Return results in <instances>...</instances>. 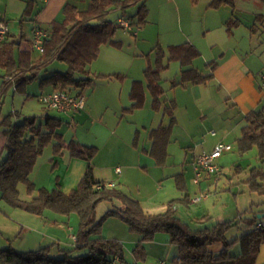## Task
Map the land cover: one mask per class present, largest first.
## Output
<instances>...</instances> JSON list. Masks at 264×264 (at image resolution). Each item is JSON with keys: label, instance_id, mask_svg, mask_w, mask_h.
<instances>
[{"label": "rangeland", "instance_id": "1", "mask_svg": "<svg viewBox=\"0 0 264 264\" xmlns=\"http://www.w3.org/2000/svg\"><path fill=\"white\" fill-rule=\"evenodd\" d=\"M209 1L199 0V3L193 4L190 0L198 7L181 12L170 9L165 0L143 1L130 6L126 11L113 10L108 15V20L119 27L112 39L120 41L121 48H116L111 43L103 46L100 56L91 66V84L83 88L71 86L68 88L74 93L81 92L86 98L87 106L82 111L61 113L48 108L41 101V98L55 91L53 83L47 82L46 78L57 73H66L65 63L56 60L41 70L34 71L37 77L28 81L18 92L14 91V87L5 86L2 77L6 70L4 72L0 70L1 115L16 113L20 120L34 119L44 130H47L48 117L60 119L55 131L62 135L66 145L71 141H77L82 145L99 149L91 162L96 179L105 181L107 185L112 184L114 188L109 187L110 190L122 192L128 198L139 201L144 210L151 214L164 213L170 201L182 198L184 193L176 188L174 176L185 174L188 192L192 194L191 204H178L176 209L178 217L193 231L212 228L219 222L229 220L242 222L245 218L264 215V194L252 191L247 183L253 168L264 169V157L259 155L256 147L248 153L241 154L237 145L233 143L232 151L224 154L222 175L218 177V183H215V178L207 183L202 177L200 179L202 188L196 184V173L193 171L194 159L200 150L196 152L197 142L192 144L191 139L181 131L176 134L179 140L175 141V135L173 136L174 142L172 140L173 143L169 147L170 157L165 166H157L153 157L146 152L151 146L150 131L161 123L167 125L169 122V119L163 116L164 106L155 108L153 95L146 87L144 71L149 66H156L157 48L154 50V47L161 43L168 53L169 45L185 43L183 31L189 33L190 27L202 20L201 15ZM142 5L150 10L148 16L150 24L141 31L143 33H139V28H134L133 33L122 29L118 23L119 17L135 19ZM235 16L239 17L237 14ZM136 33L140 35L137 36ZM38 54L35 52L33 55L37 57ZM169 62L167 57L166 65ZM179 64L171 61L170 67L162 71L161 85L165 90L170 88V80L180 73ZM195 65L203 67L201 59ZM31 73L29 72V76ZM114 73H121L124 77L109 76ZM135 81L145 83L146 100L143 106L129 113L124 109L132 105L130 92ZM171 97H174V91L169 90L163 96L162 102L170 101ZM180 120L185 123L182 118ZM56 143V139L53 138L45 147L37 159L30 179L37 189L51 190L60 185L63 192L70 193L78 186V179L87 163L72 158L66 146L60 154L54 153ZM238 166L242 167L240 171L237 169ZM118 168L121 170L120 173H117ZM19 190L22 200L30 201L37 195L35 192L31 196L23 183L19 185ZM202 195H207V198L201 199L199 203H193V199ZM122 205L123 202L119 198L104 201L99 204L92 219L99 221L108 210H116ZM0 212L13 223L28 225V228L25 227L12 242L5 241L0 235V250L13 248L19 253L33 251L37 249L36 241L39 237L53 233L63 239L61 246L66 250L75 248L70 236L77 234L79 230L80 220L77 214L70 215V222L65 223L63 230L60 231L54 227L53 221L45 225L34 219L38 218L36 215L8 205L1 199V193ZM55 213L47 209L43 215L51 219L53 218L51 214ZM61 216L63 215H60V218ZM258 220L264 221V218ZM69 227L75 228V232L70 231ZM241 234L239 229L234 228L229 232L228 240ZM49 243L53 244L52 241ZM55 244L59 243L56 241ZM84 253L86 252H82ZM126 254L130 256L129 253ZM171 257L172 254L169 258ZM126 261L130 263L128 259Z\"/></svg>", "mask_w": 264, "mask_h": 264}, {"label": "trees", "instance_id": "2", "mask_svg": "<svg viewBox=\"0 0 264 264\" xmlns=\"http://www.w3.org/2000/svg\"><path fill=\"white\" fill-rule=\"evenodd\" d=\"M143 1L91 0L88 10L84 12L67 5L63 9V20L53 22L50 32L43 29L48 37L45 39L44 51L39 60L30 59L32 45L29 49L23 50L20 58L16 59L15 42L5 41L0 44V69H5L10 75H17L15 84L17 90H20L28 81L37 77L34 71L41 70L58 60L67 65L66 73H58L47 78V81H52L54 86L66 91L69 90V86L77 88L88 86L92 82L90 67L99 57L101 47L108 43L118 45L111 38L119 27L108 20V15L115 9L126 11L130 6ZM191 1L193 4L199 3V0ZM236 3L237 0H212L209 7L213 9L229 7L235 10ZM30 4L32 5L31 1ZM147 17L148 9L142 5L137 17L130 20L133 26L140 28L147 24ZM198 56L199 51L190 43L169 47L168 53L162 46L157 47L156 66L144 72L155 108L161 107L160 97L164 91L160 87V81L162 71L167 68L166 58L168 57L169 61L178 60L181 65L189 66ZM29 72H33L31 76ZM211 77L212 75L204 76L196 69L183 70L180 79L174 80L172 85L177 87L190 83L204 84ZM141 90L140 83H135L131 93L134 103L125 111L132 113L143 104L144 95ZM176 108L174 101L165 107L163 112L170 118L169 125H160L150 133L152 146L149 154L159 166H165L169 157L168 147L177 124ZM15 117L16 114L13 113L6 116L0 113L1 199L14 208L24 209L38 216H42L47 209L65 216L77 214L80 223L76 247L62 250V258L54 259L50 256L51 246L24 253L8 248L0 250V264H116V256L121 260L124 258L123 244L101 236L104 222L110 217L121 219L129 226L131 232L143 237L142 242L134 249L137 260L146 258V243L154 241L156 234L165 233L170 236L171 243L178 247V264H255L264 244V224L256 226L258 222L256 215L243 219L242 223L245 224L247 231L232 242L227 239V234L241 224L237 220L219 222L212 228L193 231L177 216L176 211L178 204H190L191 200L187 193L184 174L175 176L177 188L185 193L184 197L170 201L164 213L149 214L138 201L128 198L122 192L110 190L106 182L96 179L91 162L98 154L97 147H88L71 141L67 146L71 157L90 163L77 188L70 194H64L57 189L52 191L46 188L37 189L30 175L38 157L53 138L57 140L54 153L60 154L65 147L62 136L55 131L59 120L48 117L47 130H44L34 119L26 118L19 121ZM245 121L242 136L237 140L239 152L248 153L256 147L259 155L264 157V107L261 111L248 115ZM21 183L27 186L31 196L37 192L30 201L21 199L19 190ZM247 183L252 191L264 194V169H252V175ZM115 198L123 202L122 207L107 211L99 221L92 219L100 203L113 201ZM217 242L224 246V250L218 254L209 249ZM236 243L241 246V253L238 256L230 254L231 247Z\"/></svg>", "mask_w": 264, "mask_h": 264}, {"label": "crops", "instance_id": "3", "mask_svg": "<svg viewBox=\"0 0 264 264\" xmlns=\"http://www.w3.org/2000/svg\"><path fill=\"white\" fill-rule=\"evenodd\" d=\"M30 1L32 2V5L30 4ZM211 1L212 0L209 1L204 13L201 15L202 20L199 23L192 25V27H190L191 29L189 33H185V31H183V34L185 35V43H190L191 45L196 47L199 51V56L195 58L189 66L181 65L180 61L178 60H172L180 63L179 65L181 71L175 78H172L170 80V88L168 90H165L161 85L162 76L160 81V87L164 91V93L160 97L161 107L163 108L164 106L165 108L167 106H170L172 101L176 102L177 106L175 110V118L177 120V124L173 129L169 147L172 145L174 140H179L176 136L178 131H181V133L186 135L188 139L190 138L192 144H194V142H197V144L200 143V145L196 144L195 147L196 152L198 150L200 151L194 159L193 168L199 156L204 153H211L219 143H224L231 146H233V143H235L237 145V140L242 136V128L246 123L245 118L252 113L261 111L264 107V97L261 89L262 81L264 79V0H237L235 10H232L229 7H221L219 9L210 8L209 6ZM90 3L91 0H0V20L7 22L9 25V35L6 41L15 42L16 59L17 57L18 59L20 58V55H22L21 52L23 50L29 49L30 45H32V37L35 29L41 28L50 32L53 22L63 20V9L65 8V6L71 5L77 8L78 11L84 12L88 10ZM165 4L168 5L170 9L173 8L177 12H181V10L188 11L193 9V7H198L194 6L190 2V0H165ZM149 13L150 10H148V16ZM235 14L239 15V17H236ZM148 19L149 17H147V24L139 28L140 34L143 33L141 31H143L150 24ZM231 22L233 23V25H231ZM139 33H137V36L140 35ZM112 41L116 42L118 45H111L116 48H121L122 43L120 41H116L114 39H112ZM185 43H180V45H183ZM180 45H169V47ZM158 46H161V43H158L154 47V50ZM35 52L39 53L37 57H34L33 55ZM41 56L42 53L36 51L34 48L30 53V59L32 61L39 60ZM200 59L203 67H198L195 65V63H197V61H200ZM170 62L167 65L165 63V66L167 67L166 69L170 67ZM150 67L151 66H149L148 68ZM188 69H196L204 76L212 75V77L204 84L190 83L186 86L174 87L172 85L173 81H178L181 77L182 71ZM0 70H3L4 72L5 69ZM115 75L118 78L124 77V75L121 73H114L113 75L109 74V76ZM16 76L17 75L13 74L10 75L6 71L4 72V76L2 77V79L4 80L3 83L7 88L14 87V91L18 92L19 90H17L15 84ZM47 82L53 83L49 80ZM135 83H140V87L142 89L141 91L144 95L143 104L141 105L143 106L145 104L147 91L145 90V83L141 81L133 82L130 92L132 105L134 102L131 98V93ZM146 87L151 94L148 88L147 80ZM54 88L55 91L61 90L56 85L54 86ZM169 90L174 91V97H171L170 101L164 100V102H162L163 96ZM68 92H70L71 94L81 93H74L69 90ZM125 110L126 109H124V111ZM163 116L164 118L167 117L169 119V122L167 124L169 125L170 118L168 116H165L164 112ZM17 117L18 116L16 115L15 118ZM181 118L185 121L186 124L180 120ZM58 120L60 122V119ZM19 121L22 120L19 119ZM160 125H164V123H161ZM173 136L175 137V139L173 138ZM65 146L67 147L68 144H65ZM150 149L146 152L149 153ZM229 152H226L224 154H227ZM224 154L221 158L218 159V161H216V163L220 167L223 164L222 160L224 159ZM85 162L87 163V166L84 169L83 174L81 173L82 175H80L78 179V185L90 165L89 162ZM240 168L242 167H237L238 170ZM193 171L195 172L194 169ZM203 177V179L207 183L211 182V179H213V177L210 176ZM214 181L215 183H218L219 180L216 181L215 178ZM175 184L177 188L176 180ZM193 184L195 183L193 182ZM200 184L198 185L202 188V185ZM186 188L187 193L190 195V198H192V194L188 192L187 181ZM56 189L63 192L62 189H60V185H58V187L54 189L48 190L52 191ZM72 191H70V193ZM63 193L70 194L65 192ZM184 195L185 193L183 194L182 198L184 197ZM51 215H53V218L51 219L45 217L44 215H36L38 218L34 219L40 220L42 223H45V225L53 221L54 227L59 228L60 231L63 230L62 227L65 225V223L70 222L69 216L63 215L64 217L61 216L62 218H60V215L62 214L58 212ZM5 217L6 216L2 215L0 212V235L4 237L5 241L12 242V240L16 236H18V234H21L24 231V228L28 225L13 223L11 222L12 220L10 221ZM261 218H264V215H260L259 217L257 216V220ZM260 224H264V221L258 220L256 226L258 227ZM244 226L245 224L242 223L235 227V229H239L243 234L245 231H247ZM68 229L75 232V228L69 227ZM77 234L70 236V240L74 244V247H76L77 243ZM241 235L236 236L229 241L232 242L235 239L240 238ZM101 236L108 240H117L123 244L124 258L121 260L119 256L115 257V259L119 258L118 260L120 262L118 264H125L127 262V259L130 263L126 264H161V262H165V264H178V247L171 243L170 236L168 234L158 233L156 234L154 241L145 244L147 255L144 260H137L134 254L135 247L142 242L143 237L140 234L131 232L129 226L121 219L117 217L108 218L104 222ZM51 241L53 242V244L49 243ZM56 241L59 244H55ZM36 243V250L46 246H51L50 256L54 259L62 258V250H66L65 247L61 246V244L63 243V239L55 233L51 235L44 234L42 238H38ZM209 249L213 253L218 254L224 250V246L222 243L217 242L210 246ZM126 252L129 253L130 256H127ZM240 253L241 246L239 243H236L231 247V255L238 256L240 255ZM171 254L172 257L170 259L169 256ZM169 259L170 261H167ZM255 264H264V244L261 246Z\"/></svg>", "mask_w": 264, "mask_h": 264}, {"label": "built area", "instance_id": "4", "mask_svg": "<svg viewBox=\"0 0 264 264\" xmlns=\"http://www.w3.org/2000/svg\"><path fill=\"white\" fill-rule=\"evenodd\" d=\"M119 26L133 33L135 26H133L132 21L127 18H120ZM137 34V33H136ZM9 35V25L5 21L0 20V44L5 42ZM48 37V34L40 28L34 30L32 37V46L36 51L43 53L44 51V42ZM263 97H264V79L261 85ZM41 101L50 109L57 110L59 112H73V111H82L86 107V98L79 94H71L66 90H57L47 96L41 98ZM232 150V146L224 143H219L211 153H204L198 157L195 162L194 170L196 173V184H200V179L203 176H210L216 178V181L219 180V176L222 175L221 167L216 163V161L222 157L226 152ZM120 169H117V172L120 173ZM107 187H113L112 184L106 185ZM207 198V195H202L200 198L193 199V203H199L201 199ZM119 259V258H118ZM115 259V263L118 264L120 261ZM165 264V262H161Z\"/></svg>", "mask_w": 264, "mask_h": 264}]
</instances>
